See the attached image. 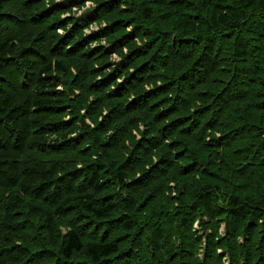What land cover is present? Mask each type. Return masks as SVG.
<instances>
[{
	"label": "trees",
	"instance_id": "trees-1",
	"mask_svg": "<svg viewBox=\"0 0 264 264\" xmlns=\"http://www.w3.org/2000/svg\"><path fill=\"white\" fill-rule=\"evenodd\" d=\"M14 1H0V95L12 84L8 95L23 104L0 103V264H31L30 248L44 245L24 213L34 204L52 222L78 211L86 222L58 230L51 261L264 264V25L255 33L246 23L249 12L264 17V0H210L197 18L228 48L207 37L195 62V36L209 34L161 31L152 0ZM143 24L158 34L147 39ZM215 50L232 67L206 80ZM239 85L234 110L221 95Z\"/></svg>",
	"mask_w": 264,
	"mask_h": 264
},
{
	"label": "rangeland",
	"instance_id": "rangeland-1",
	"mask_svg": "<svg viewBox=\"0 0 264 264\" xmlns=\"http://www.w3.org/2000/svg\"><path fill=\"white\" fill-rule=\"evenodd\" d=\"M0 1H2V0H0ZM11 1H13L15 3L14 0H11ZM58 1H60V0H58ZM180 1L181 0H152V3L155 2V3L159 4V6L156 8L155 15L157 16L156 17L157 18V21H158L157 23H159L158 26L161 27V31H163V30H175V28L178 29V28H182L184 26L187 31H193L191 29H195L197 31H199V30L205 31L204 34H206V35L209 34L211 28H207L206 30H204L205 27L200 24V18H202V16L199 13V10L201 11V13L206 14V12H204V9L207 6L210 5V0H201L203 2V4L196 3L195 0H184V4H181ZM241 1H243V0H239V2H241ZM252 1H254V0H252ZM81 2H82L81 0H70L69 2L68 1L60 2V4H63L65 6L70 7V6L78 5ZM14 3H11V5L8 6V9H14V5H15ZM162 3H165V7L162 6ZM204 5H205V7H204ZM88 6L91 7V8H93L94 5H92V3L89 2ZM110 6H112V5H110ZM76 10L77 9L74 10V13L75 14L78 13V15H80V13L82 12V10H80V11H76ZM221 10L223 12L227 13V15H225V17H223L224 20H226V18L230 17L231 15H233V13L232 12H229L227 9H221ZM174 11H176V12H174ZM252 14H256V15L252 16ZM166 15H168V16H166ZM66 16H69V14H67ZM165 16L166 17H169V19L166 22H163L162 23L159 18L162 19ZM197 16L200 17V18L198 19ZM246 16H247V19H246L247 22L246 23H248L249 29L252 30V31H254L255 33H263V31L260 28L261 26L264 25V24H262V23H264L262 21V19L264 18L263 17V14L262 13H259V12L258 13H250L249 12ZM91 19H93V17H91ZM125 19H130V17L127 16ZM246 23H244V26H245ZM145 25L143 24L142 26H145ZM145 28H147L148 31L151 32V33H149V36L150 35L155 36L154 34H158V32L156 33L155 30L151 26L150 27L145 26ZM98 29H99V25L98 26L97 25H93L92 26V30L93 31H96ZM92 30L91 29L89 31L87 30V32L88 33L89 32H92ZM96 32H98V31H96ZM115 36L118 37L119 35L116 34ZM142 36L143 35L138 34V38H141ZM149 36H147V39L148 38H150V39L153 38V37H151V36L149 37ZM215 36H216L215 33L209 34L208 36H205L204 35V37L196 34L195 39L197 40V42L195 44L197 46H199V48H198V51L195 52V54H194V56L192 58V61L193 62H195V60L198 58V56H200V55L203 56V54L205 56L208 53V50L210 49V44H211V43L208 42L210 40L208 38L209 37H212L213 39H215ZM108 38L111 39L110 36ZM202 40L204 42H202L201 45H198V41H202ZM169 42L170 41H166L164 43V47L165 48L168 47V43ZM214 42L217 43L218 46H222V44L223 45L224 44L225 45L227 44V43H224L223 39H221V40L215 39ZM226 48H228V45H226V47H224V49H226ZM118 49H121V48L119 47ZM154 51H156V48H154L152 50V53ZM217 51H219V49ZM217 51L215 50V51H210L209 52L211 62L205 64L204 67L201 69L202 73H205V75H206V78H205L206 80L208 78L207 73L211 72L212 70H214V69H220V70H222L224 68L225 69H229V67H232L231 63L229 61H227V59H228L227 53L228 52L227 51H224V50H221L222 51L221 52V55H219V52H217ZM215 52H216V54H215ZM251 52H252L251 50H248L247 51L248 54L251 53ZM253 55H255V54L253 53ZM117 58H118L117 56H114V60H116ZM249 62L251 64V62H252L251 61V57H249ZM66 64H67L68 68H70V62H66ZM77 65H78V63L75 64V62H73L71 66L74 69H76L77 68ZM247 75H248V77H246V80L248 78H251V76L249 74H247ZM226 76H228V75H226ZM223 79H224V74L221 75V78L216 77V81L217 82L220 81V80L223 81ZM193 81L194 80L191 79V80H189V83H191ZM209 81L212 84V78H210ZM12 83H14V82L12 81ZM207 87H209V86H205L204 87L205 90H211L212 89V88H207ZM9 88L13 89L12 88V84H10V86L8 84V88L4 90V92L7 93V94L0 95V103L3 100H7L9 98V101L7 100L9 102V106H11L13 104V102H18V106H20L21 103H22V101H19V99H16L15 97H12L11 95H8V93L10 92L9 91ZM59 89L61 91L63 90V88L61 89V87ZM240 90H241V85H239L238 87H231L229 90H226V92L224 93V96L221 95V100L223 102L230 103L231 106H232V108L234 110L237 109L239 107V104L235 103L233 101V99L236 98V94H238L239 92H241ZM218 91H220V88L216 92H218ZM216 92L214 93V95L217 94ZM23 94H24V92H21L20 93V96L23 95ZM98 94L99 93L98 92H95V91H92V93H89L88 92L86 94L87 95L86 97L88 98V101L89 102L87 101L86 102V105L88 103L91 104L95 99H98L97 98V95ZM161 96L162 97H165L164 99H166L164 102H162V105L161 106H165L166 105L165 102L170 100V98L168 97V93L167 94H164V95H161ZM103 105H105V104H103ZM77 109H78V111H80V106H77ZM59 110L60 111H63L64 108H61ZM121 112L124 114L126 111L124 109ZM42 113L45 114L47 112L46 111H43ZM85 113H86V110H84L82 112V114H85ZM56 114H57V111H56ZM133 114L138 115V116H142L143 111L134 112ZM60 117H66V115H60V116L52 115L51 117H49V119L50 120H53L55 118L57 119V118H60ZM66 119H69V118L67 117ZM44 121H46V120H44ZM98 123L101 125V120ZM50 128H52V127H50ZM116 131H117L116 128H113V133L114 134L116 133ZM106 132H108V131H106ZM50 137L51 138H55L53 136H50ZM238 138H240V136L233 135L229 140H230V142H232V141H236ZM113 150H116V148L113 149ZM255 154H256V152H253L252 153V155H255ZM256 156H257V159H260L262 157V156H260V152H257ZM47 157H45V158H47ZM12 158L24 160V159H27L28 157L25 158L24 157V153L17 152L15 154H12ZM10 173H12V172H10ZM28 174L31 175V172L28 171ZM132 177H135V175H133ZM2 179L6 182V180L8 179V177H3ZM22 184L25 185V187H26L27 184H28V182L25 180V181L22 182ZM35 205H37V204L30 205L29 209L24 205V207H25L24 213L27 216V218L29 219V221L32 223L31 226H34V224H35L36 226H34V227H36V228L38 227L39 232H40V235H38V237H39V239L41 241L39 239L38 240L41 243H44V245H42L41 247L35 245V248H30L31 249V251L29 252L30 255H28L26 258H30V259L32 258V261L33 262H31V264H63L62 262H56V260L51 261L52 257H55V256H56V258L58 257V246H59L60 242L62 241V238L59 236L58 230H60V228H62L64 231H68V229L71 230L72 229V226L70 225V223L76 222L77 220L79 222H81L80 224L77 225V229H79L86 222H84V221H82L80 219V214L81 213L79 211H78V213H76V215H73V217H71V219L69 218L70 220L69 219H66L65 217H61V218H56L55 221L52 222L51 221L52 219H47L46 218V215L48 214V208H46V207H42L41 208L43 210V212H41L39 210V212H36L35 211L34 213H36V214H33L32 211H31V209L32 208H35V207H38V206H35ZM37 221L39 222V224H41V226H39V224H38ZM22 223H23V221L18 224L19 225V228H22ZM32 233H34V232H32ZM30 238H33L34 240L36 239V237H31V236H30ZM53 252L55 254H53ZM46 253H48V254H46ZM155 255L160 260V257H158V254L156 253ZM73 259H74V261H77L78 259H83V258L73 257ZM127 262H129V261H126V262H117L116 264H126ZM153 262H154V260H153L152 257H147L144 264H153ZM103 263L105 264L106 263V260H104ZM164 263L165 262H162L161 261V264H164Z\"/></svg>",
	"mask_w": 264,
	"mask_h": 264
}]
</instances>
